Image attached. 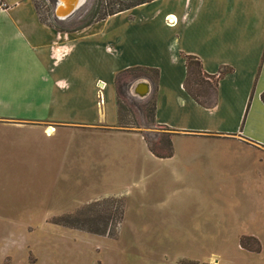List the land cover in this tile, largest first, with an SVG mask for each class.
<instances>
[{"label": "rangeland", "instance_id": "rangeland-1", "mask_svg": "<svg viewBox=\"0 0 264 264\" xmlns=\"http://www.w3.org/2000/svg\"><path fill=\"white\" fill-rule=\"evenodd\" d=\"M32 2L45 23L76 28L118 9L121 0H85L58 23L53 19L55 0ZM137 77L154 82L155 74L133 70L118 86L123 91ZM215 86L216 79L207 80L190 61L184 89L205 104ZM153 89L144 100L130 97L128 89L131 100L124 101L128 110L122 112L124 122L139 124L150 139L163 133L159 127L144 128L140 114L149 106ZM102 91L97 88L99 106ZM254 117L249 123L263 121ZM53 132L46 136L36 130L0 129V264H264L263 150L227 136H176L171 158L155 160L124 151L112 159L107 151L94 165L88 158L92 151H84L89 143L84 132H75V147L69 152H55L52 145L58 137ZM115 138L107 145L129 141ZM116 193L121 197H107ZM97 196L107 198L92 204ZM112 199L124 205L113 237L55 221L68 216L84 229H95L108 217L112 233ZM242 238L254 239L245 241L250 249L257 241L259 251L242 248Z\"/></svg>", "mask_w": 264, "mask_h": 264}, {"label": "crops", "instance_id": "crops-1", "mask_svg": "<svg viewBox=\"0 0 264 264\" xmlns=\"http://www.w3.org/2000/svg\"><path fill=\"white\" fill-rule=\"evenodd\" d=\"M0 1L5 5L0 11L1 130L44 135L54 130L55 152L73 151L75 132H84L89 140L84 151H92L88 158L94 165L107 151L112 159L134 151L164 160L148 151L138 131L121 130L117 122L114 78L132 69L156 70L154 82L137 77L127 90L144 100L154 88L155 124L172 130V141L227 136L264 151V0H153L81 29L41 22L32 0ZM188 56L199 61L207 80L216 79L205 104L184 89ZM139 82L149 86L145 98L137 91ZM252 115L263 121L249 123ZM116 136L129 141L108 146Z\"/></svg>", "mask_w": 264, "mask_h": 264}, {"label": "trees", "instance_id": "trees-1", "mask_svg": "<svg viewBox=\"0 0 264 264\" xmlns=\"http://www.w3.org/2000/svg\"><path fill=\"white\" fill-rule=\"evenodd\" d=\"M150 1L153 0H121L120 2V6L118 7V9L116 10H109L108 12L102 14L99 17H93L91 18L89 21L85 22L82 25L77 26L75 29H81L84 28L86 26H89L93 23L99 22L103 19H105L108 16L120 13V12H124L127 11L133 7L148 3ZM40 21L45 23L40 17H39ZM186 61V68L187 70H189V63L190 61H194L196 62L197 66L200 68V63L199 61L195 60L193 57H186L185 59ZM133 70H138V69H132V70H127L124 71L120 74L117 75L116 79H115V94H116V105H117V122H118V128L121 130H125V131H130V130H136L138 131L141 135L142 138L148 148V151L155 157L158 159H167V158H171L173 155V143H172V136L174 135V132L172 130H169L168 128H164V127H159L162 128L163 133H161L160 136L154 135L153 139L147 138L144 134H143V130L141 129L142 127L139 124H130V123H126L123 120V116H122V112L126 111L128 109H126V106H124V101H130L131 99L129 98L128 94H127V86H125L126 88L123 89V91L120 89V87L118 86V80L121 82L122 78H125V75H127L128 73H130ZM148 71H153L155 76L157 75V71L156 70H148ZM201 71V69H200ZM118 77H121L120 79H118ZM185 91L197 102L200 103L196 98H194L186 89ZM150 102H149V106L145 109V110H141L142 112L140 114H142V118H144V128H153V127H157L155 124V111H156V100H155V91L153 93V96L150 98ZM261 100L264 103V93L261 96ZM139 111V110H138ZM113 204H115V208H116V219L114 221V228H113V232H110V229L107 227V221H108V217L105 218L104 221V225L101 228H95V229H84L83 227H80L76 224H74L77 221V218L74 220L76 221H72L73 218H69L68 216H61L58 217L55 221L57 224H60L62 226H65L67 228H71V229H77V230H81L93 235H97V236H109V237H113L115 234V230L117 228V225H119L123 219V214H124V205L122 202H120L118 199H112L111 200ZM100 202L96 201L92 204L98 205ZM248 240H254L253 238H242L240 239V246L242 248H245L249 251L252 252H258L259 251V244L256 241V248L254 249H250L248 246L245 245V241Z\"/></svg>", "mask_w": 264, "mask_h": 264}, {"label": "bare ground", "instance_id": "bare-ground-1", "mask_svg": "<svg viewBox=\"0 0 264 264\" xmlns=\"http://www.w3.org/2000/svg\"><path fill=\"white\" fill-rule=\"evenodd\" d=\"M84 2L85 0H60V3L57 4L59 16L65 19L67 13L72 12L74 10L76 11L79 8V6H81ZM137 84L142 85L139 86L137 89L139 93H141L142 95L148 94L149 86L147 85L146 82H139Z\"/></svg>", "mask_w": 264, "mask_h": 264}, {"label": "water", "instance_id": "water-1", "mask_svg": "<svg viewBox=\"0 0 264 264\" xmlns=\"http://www.w3.org/2000/svg\"><path fill=\"white\" fill-rule=\"evenodd\" d=\"M58 3H60V0H55L54 10H53L54 17H56L57 19H64V18H61L59 16V14H58V7H57V4ZM74 11L67 13V15L65 16V18H68L69 16H71L74 13ZM146 96H147V94L146 95H141L140 97L145 98Z\"/></svg>", "mask_w": 264, "mask_h": 264}, {"label": "built area", "instance_id": "built-area-1", "mask_svg": "<svg viewBox=\"0 0 264 264\" xmlns=\"http://www.w3.org/2000/svg\"><path fill=\"white\" fill-rule=\"evenodd\" d=\"M4 8H5V5L2 4L0 1V11H2ZM53 16H54V14H53ZM165 22H166L167 26H170V27L174 26V22L170 19L165 18Z\"/></svg>", "mask_w": 264, "mask_h": 264}]
</instances>
